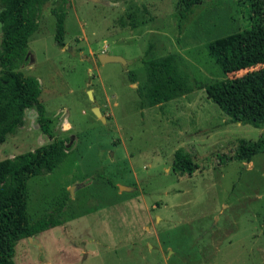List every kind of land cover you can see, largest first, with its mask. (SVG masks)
I'll list each match as a JSON object with an SVG mask.
<instances>
[{
  "label": "rangeland",
  "instance_id": "obj_1",
  "mask_svg": "<svg viewBox=\"0 0 264 264\" xmlns=\"http://www.w3.org/2000/svg\"><path fill=\"white\" fill-rule=\"evenodd\" d=\"M253 1L201 0L179 19L180 0H70L63 47L58 0L43 4L20 69L41 84L51 134L26 109L0 160L68 138L65 159L27 181L28 220L64 202L63 222L19 240L15 264H264V150L236 158L264 123L232 119L204 89L245 72L224 73L205 45L252 25Z\"/></svg>",
  "mask_w": 264,
  "mask_h": 264
},
{
  "label": "trees",
  "instance_id": "obj_2",
  "mask_svg": "<svg viewBox=\"0 0 264 264\" xmlns=\"http://www.w3.org/2000/svg\"><path fill=\"white\" fill-rule=\"evenodd\" d=\"M48 0H0V143L6 134L24 124L25 110L34 108L44 134L50 136L51 119L40 101L38 78L25 75L28 40L38 29L43 4ZM70 0H58L52 12L56 18L54 39L64 46L65 14ZM201 0H180L179 19L189 15ZM256 21L240 31L208 41V54L224 73L244 70L240 76L226 77L205 86V93L226 114L237 121L264 123V0L253 1ZM181 24L179 23V31ZM153 104L157 99L148 95ZM68 138H53L31 151L0 160V264H15V246L24 238L62 224L64 202L40 218L29 221L26 212L27 181L34 175L51 172L67 156ZM264 150V138L244 140L236 158L250 162ZM174 166L191 174L195 164L181 150L175 152Z\"/></svg>",
  "mask_w": 264,
  "mask_h": 264
},
{
  "label": "water",
  "instance_id": "obj_3",
  "mask_svg": "<svg viewBox=\"0 0 264 264\" xmlns=\"http://www.w3.org/2000/svg\"><path fill=\"white\" fill-rule=\"evenodd\" d=\"M98 59L102 63L104 62H120L121 64L126 63V60L122 56L114 55V54L100 53L98 55ZM87 93H88V96L90 97V100L93 101L94 99H93L92 91L88 90ZM92 111L94 112V114L101 116V112L95 103H93ZM100 118L102 119V117Z\"/></svg>",
  "mask_w": 264,
  "mask_h": 264
},
{
  "label": "crops",
  "instance_id": "obj_4",
  "mask_svg": "<svg viewBox=\"0 0 264 264\" xmlns=\"http://www.w3.org/2000/svg\"><path fill=\"white\" fill-rule=\"evenodd\" d=\"M158 53L161 55V56H163V52H160V51H158ZM107 54H114V53H107ZM146 57H150L149 55H147ZM153 97H155V96H153ZM156 98V97H155ZM157 103H161L160 101H158Z\"/></svg>",
  "mask_w": 264,
  "mask_h": 264
}]
</instances>
